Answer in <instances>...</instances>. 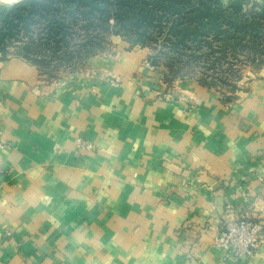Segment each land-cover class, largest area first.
<instances>
[{
	"label": "crops",
	"instance_id": "obj_1",
	"mask_svg": "<svg viewBox=\"0 0 264 264\" xmlns=\"http://www.w3.org/2000/svg\"><path fill=\"white\" fill-rule=\"evenodd\" d=\"M113 37L59 83L0 61V264H232L224 221L264 222V70L228 100Z\"/></svg>",
	"mask_w": 264,
	"mask_h": 264
},
{
	"label": "trees",
	"instance_id": "obj_2",
	"mask_svg": "<svg viewBox=\"0 0 264 264\" xmlns=\"http://www.w3.org/2000/svg\"><path fill=\"white\" fill-rule=\"evenodd\" d=\"M112 35L147 49L152 66L164 65L165 82L193 75L233 90L226 72L234 62L264 60V0H19L0 8L1 52L15 47L38 69L87 61ZM199 63L211 73L193 72Z\"/></svg>",
	"mask_w": 264,
	"mask_h": 264
},
{
	"label": "rangeland",
	"instance_id": "obj_3",
	"mask_svg": "<svg viewBox=\"0 0 264 264\" xmlns=\"http://www.w3.org/2000/svg\"><path fill=\"white\" fill-rule=\"evenodd\" d=\"M222 1H223V3H226V0H222ZM8 5H11V4L0 3V8H2L4 6H8ZM114 38H116V37H113V35L107 37V43L105 45L104 50L99 52L98 54L109 53L111 51L112 47L114 46V44H113ZM16 51H17V49H15V47L9 46L6 49V52L4 53L5 55L3 53L2 54L4 56L16 55L15 54ZM98 54H96V55H98ZM87 61H84V58H78L76 56H73V58H71L69 62H64V61L54 62L53 61L50 63L49 66L40 65L39 70H40L42 77L45 80H47V82L59 83L61 81H64V79L69 78L73 73L84 70L86 67ZM192 66H195L193 72L210 74L212 71L211 68H208V66L202 65L201 63H199L197 65H192ZM158 67L161 70H164L163 64H161ZM232 69H233V71L226 72V73H229L228 81H230L235 87L233 90H229L230 89L229 87H224V86L223 87H220V86L211 87L212 90L216 91L217 94L219 95V97H221V98H225L226 96L233 98L236 96V93L238 91L243 90L245 88V84H247V82L249 80H251V78L257 76L256 74L259 73V71L264 70V60L260 63L259 67H253V65L251 63H249L245 60L239 61V62H234V64H232ZM226 73L224 75H226ZM195 78H196L195 76L189 75V76H185L183 78H174V79L170 80V82H165V83H166V85L169 84V86L171 87V86H173V84L175 86L179 85V83L181 81L183 82V81L189 80V79L196 80ZM222 91L224 93H222ZM259 207H262L260 212L264 211V199H262V203ZM261 219H264V217Z\"/></svg>",
	"mask_w": 264,
	"mask_h": 264
},
{
	"label": "built area",
	"instance_id": "obj_4",
	"mask_svg": "<svg viewBox=\"0 0 264 264\" xmlns=\"http://www.w3.org/2000/svg\"><path fill=\"white\" fill-rule=\"evenodd\" d=\"M5 56L0 50V61ZM143 65L154 69L148 59ZM109 83L116 84L117 78L107 79ZM157 94H160L157 92ZM0 146H4L3 141ZM75 146L79 151H90L93 144L82 138H77ZM264 241V222L251 217L241 216L227 219L213 239V245L221 250L223 260H229L232 264L244 261L248 264L253 262V257L260 244Z\"/></svg>",
	"mask_w": 264,
	"mask_h": 264
},
{
	"label": "bare ground",
	"instance_id": "obj_5",
	"mask_svg": "<svg viewBox=\"0 0 264 264\" xmlns=\"http://www.w3.org/2000/svg\"><path fill=\"white\" fill-rule=\"evenodd\" d=\"M17 0H0V3H4V4H13L15 3Z\"/></svg>",
	"mask_w": 264,
	"mask_h": 264
},
{
	"label": "water",
	"instance_id": "obj_6",
	"mask_svg": "<svg viewBox=\"0 0 264 264\" xmlns=\"http://www.w3.org/2000/svg\"><path fill=\"white\" fill-rule=\"evenodd\" d=\"M19 1V0H18ZM17 2V1H16Z\"/></svg>",
	"mask_w": 264,
	"mask_h": 264
}]
</instances>
